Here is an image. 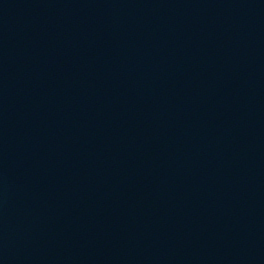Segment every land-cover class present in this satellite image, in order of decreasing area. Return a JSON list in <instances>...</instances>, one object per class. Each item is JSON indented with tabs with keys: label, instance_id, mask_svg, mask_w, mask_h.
I'll use <instances>...</instances> for the list:
<instances>
[{
	"label": "water",
	"instance_id": "obj_1",
	"mask_svg": "<svg viewBox=\"0 0 264 264\" xmlns=\"http://www.w3.org/2000/svg\"><path fill=\"white\" fill-rule=\"evenodd\" d=\"M0 264H264V0H0Z\"/></svg>",
	"mask_w": 264,
	"mask_h": 264
}]
</instances>
